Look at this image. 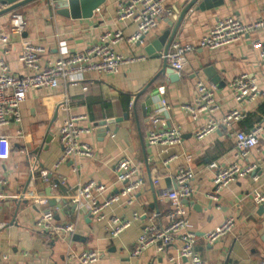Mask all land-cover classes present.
<instances>
[{
	"label": "crops",
	"instance_id": "0c3cea01",
	"mask_svg": "<svg viewBox=\"0 0 264 264\" xmlns=\"http://www.w3.org/2000/svg\"><path fill=\"white\" fill-rule=\"evenodd\" d=\"M124 1L105 0L91 18L60 16L46 7L43 0L17 9L25 19V35L11 34L8 52L4 55L14 74L26 72L18 60L23 38L44 48L40 67L60 55L86 49L107 30H120L124 36L115 47L116 52L142 59L121 65L116 73L87 74L76 85L61 82L54 89L30 90L20 104L21 121L0 128V134L6 137L0 144V178L4 181L0 186V222L6 224L0 231V256L8 257L1 264H72L74 260L70 256L83 250L99 253L95 264H188L177 256L178 244L162 252L150 246L139 257L131 256L132 247L145 226L167 224L170 204L164 193L174 187V174L180 166L194 171V194L183 199L182 204L186 228L197 234L194 248L199 256L209 264H264V204L260 210V205L252 201L254 191L264 192V164L260 163L264 140L246 159H239L234 138L235 132L264 123V98L236 101L227 86L235 76L247 73L264 88V59L251 46L252 40H259L264 47V33L250 32L239 41L215 50L195 48L186 55L187 63L175 82L159 74L162 55L154 57L144 51V47L165 30L172 32L176 27L168 52L175 40L196 44L225 16H235L244 23L253 22L261 16L264 0H224L223 5L211 9L191 8L183 17L189 0H168L172 15L161 20L140 44L126 41L135 32V25L131 21L117 20V5ZM8 22L9 13L0 16L1 32H8ZM208 68L218 76V85L205 74ZM197 79L216 87L218 110L213 118L220 120L234 109L243 115L230 125L219 123L215 131L200 140L194 133L205 125L207 116L201 115L192 122L182 108L196 96ZM67 112L84 114L87 117L84 125L93 127L90 133L82 136L91 146L93 156H79L56 167L61 153L58 129ZM108 120L117 121L106 125L108 130L104 135L99 134L97 124ZM170 127H178L181 131L178 146L163 152L160 145L148 143L151 129L159 131ZM46 135L51 136L48 147L39 149ZM169 152L177 156L164 164ZM124 155L137 164L142 179V185L132 196L133 201L128 204L123 202V197L121 202L106 207L103 218L98 221L85 210L73 209L72 199L78 183L94 180L104 184L107 189L97 196L99 201L119 188L114 163ZM211 162L219 166L235 162L258 163V179L239 178L221 189L217 201L212 200L208 196L213 190L215 174V170L208 167ZM33 168L37 172L48 171V180L43 181L37 174L26 184ZM40 195L46 198H39ZM35 199L45 202H35ZM49 207L58 208L55 223L74 224L72 234L58 236L52 231L34 228L40 212ZM112 216L131 222L111 239ZM229 216L235 219L232 229L208 243L203 234L215 229Z\"/></svg>",
	"mask_w": 264,
	"mask_h": 264
},
{
	"label": "built area",
	"instance_id": "2783aa9c",
	"mask_svg": "<svg viewBox=\"0 0 264 264\" xmlns=\"http://www.w3.org/2000/svg\"><path fill=\"white\" fill-rule=\"evenodd\" d=\"M168 0H126L117 5V20L131 21L136 29L126 41L129 43H142L146 34L155 28L159 22L169 18L173 11L167 5ZM98 10V9H97ZM25 32V19L17 10L9 13L8 32L0 31V128H5L10 122L19 123L20 104L26 99L30 90L40 88H57L61 82L65 85H76L85 75L94 73L101 74L116 73L123 64L132 63L141 57L123 56L115 51V47L124 40L120 30L105 31L95 44L84 50L75 51L70 54L60 55L54 61L44 67H40V55L44 48L34 45L26 38L21 40V50L18 55L19 62L25 69L24 74H14L10 71L5 59L10 45V35H23ZM250 32L264 33V1L261 7V16L253 22L244 23L235 16H225L203 36L196 44L175 40L172 43V50L167 53L166 59L173 71L180 76L187 63L186 55L195 48L215 50L220 47L231 45L239 41L242 36ZM251 46L258 50L259 57L264 59V47L259 40H252ZM230 93L236 101H253L264 98V88L259 87L255 78L247 73H241L232 78L227 84ZM196 96L191 103L182 106L192 122H196L201 115L207 116L204 126L195 130V138L202 139L206 135L215 131L219 123L230 125L242 119L243 115L238 110H230L225 113L220 120L213 118L218 110L215 99V85L203 79H197L194 84ZM86 89V86L83 87ZM87 117L84 114H73L67 112L58 129V143L61 153L55 166L76 157L82 156L91 158L93 151L91 146L82 140V136L92 131L91 125H84ZM155 120H153V123ZM21 135V131L17 130ZM6 137L0 134L1 141ZM182 134L178 127H170L165 130L151 129L147 136L150 145H160L163 152L175 148L181 143ZM235 151L239 159H246L249 152L256 148L264 140V123L253 125L249 130H239L234 134ZM176 153L169 152L167 158L163 160L165 164L168 160L176 157ZM264 164V155L260 159ZM258 163L235 162L227 166H219L216 162L209 163L208 167L215 170L213 176V190L208 196L217 201L222 188L246 176H250L254 181L258 179ZM116 180L120 185L118 189L110 192L102 201L97 200V196L106 191V186L100 182L90 180L86 183H78L75 188V196L72 204L75 210H85L88 216L95 220L103 218V210L113 203H131L133 194L142 185L139 177L137 164L127 156H121L114 163ZM39 175L43 181L49 178L46 170H30L31 179ZM194 171L190 167L180 166L174 174V187L164 193L169 200L170 208L167 212L168 222L165 226H157L153 223L145 226L138 235L132 250L131 256L139 257L150 246H154L158 252L165 251L169 246L178 244L176 247L177 256L185 259L188 264H209L204 261L195 251L194 245L197 234L187 230L185 220V209L182 204L183 199H188L194 194L192 181ZM4 181L0 178V186ZM2 193L0 190V198ZM252 201L256 205L264 204V192L254 191ZM35 202L44 203V200L35 199ZM57 207L43 209L36 220L34 228L39 231H52L56 235H70L74 232V224H58L54 222ZM136 218V216H134ZM111 227L109 238L117 237L124 229L130 225L129 219H121L117 216L110 218ZM235 219L229 216L215 229L203 234L208 243L214 242L219 237L228 233L234 226ZM6 224L0 222V231ZM74 262L72 264H95L99 259V253L94 250H83L70 256ZM6 255L0 256V264L7 260ZM172 260L173 257H170ZM153 264V263H152Z\"/></svg>",
	"mask_w": 264,
	"mask_h": 264
},
{
	"label": "water",
	"instance_id": "95a60500",
	"mask_svg": "<svg viewBox=\"0 0 264 264\" xmlns=\"http://www.w3.org/2000/svg\"><path fill=\"white\" fill-rule=\"evenodd\" d=\"M37 0H0V16L10 13L11 11L17 10L18 8L34 2ZM46 7L50 10H53L56 14L63 17H70L73 19L76 18H91L93 16L94 10L102 5L105 0H43ZM224 0H189L187 5L183 10V15L189 11L191 8H195L196 10H204L211 9L213 7H218L223 5ZM177 27L170 32L169 30H165L161 35L156 37L153 41L147 44L144 47V51L148 55L152 56H160L163 57L162 66L160 68L159 74L166 75L167 78L171 82H175L179 79V76L173 71V69L167 63L166 55L169 50V46L174 38ZM25 33H23V36ZM205 74L211 79V82L215 85H218L219 78L215 74H213V69L208 68L204 71ZM120 120V119H119ZM117 120H108L102 121L97 124L96 131L104 135L108 130L106 125L113 123ZM51 140L50 135H46L43 144L39 149H47L48 143ZM31 180V175L26 180V184H29ZM39 198L45 199L46 196H38ZM260 210H263V205L259 206ZM74 209V207H73Z\"/></svg>",
	"mask_w": 264,
	"mask_h": 264
}]
</instances>
